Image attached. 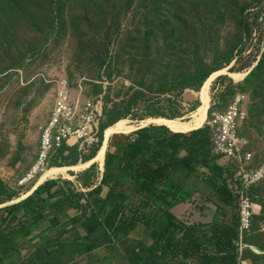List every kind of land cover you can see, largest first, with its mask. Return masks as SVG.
<instances>
[{"label": "rangeland", "instance_id": "374dc122", "mask_svg": "<svg viewBox=\"0 0 264 264\" xmlns=\"http://www.w3.org/2000/svg\"><path fill=\"white\" fill-rule=\"evenodd\" d=\"M221 70L225 74L210 86L209 109L214 104L223 108L236 94L247 97L243 132L257 163L264 165V0H0V238L7 242L1 246L0 241V250L12 246L14 224L5 225L11 215L7 206L23 198L42 173L18 185L35 163L41 130L61 87L79 107L102 100L100 148L104 126L116 114L136 130L150 119L189 121L200 106L193 77ZM232 74L246 77L239 81ZM133 133L111 135L105 155L120 151ZM70 143L45 169H79L40 185H57L49 191L45 213L58 201L64 204L62 213L49 212L53 231L42 233L54 238L40 239L32 251L57 238L73 239V224L91 213L86 196L110 171L95 163L91 189L84 188L81 178L92 166L81 165L96 148L89 152L74 146V139ZM207 154L206 166L192 175L179 174L174 183L181 195L197 193L208 202L203 211L184 210L180 204L172 211L177 221L207 225L212 218L227 221L233 214L205 186L209 179L221 183L218 175L227 186L233 168L210 146ZM252 196L258 207L243 262L263 264L264 182ZM140 235L138 229L132 238ZM119 252L113 246L102 248L93 261L101 257L102 264H118Z\"/></svg>", "mask_w": 264, "mask_h": 264}, {"label": "trees", "instance_id": "16d2710c", "mask_svg": "<svg viewBox=\"0 0 264 264\" xmlns=\"http://www.w3.org/2000/svg\"><path fill=\"white\" fill-rule=\"evenodd\" d=\"M211 75L198 72L193 77V88L198 91ZM119 120V115H113L104 128ZM99 146L85 162L97 157L102 145ZM209 146L207 128L189 135L172 134L166 128L155 126L134 132L120 151L105 155L104 168L110 171L104 173L98 187L89 186L95 165L81 178L82 186L91 189L86 196L91 213L89 218L73 224V239L57 238L47 242L36 250L28 264H74L110 246L120 251L117 259L121 264H145L153 257L161 264H239L246 251L240 257L236 245L240 228L238 207L221 175H218L221 183L209 179L205 186L219 204L232 209L233 214L227 221L215 222L212 218L207 225L193 224L177 221L172 212L180 204L194 211L205 208L207 199L197 193L181 195L171 176L180 171L192 175L199 167L206 166ZM65 148L59 150V156ZM232 176L233 172H228V177ZM56 186L52 182L40 186L32 196L9 206L7 211L11 215L6 227L9 229L22 208L25 209L22 221L27 229L41 225L45 220L44 206L50 199L49 191ZM63 204L58 201L48 211L62 213ZM223 216L226 219L225 214ZM138 229L140 237L132 238ZM11 234L21 236L17 229ZM3 240L5 238H0ZM4 241L1 246L7 244Z\"/></svg>", "mask_w": 264, "mask_h": 264}, {"label": "built area", "instance_id": "2783aa9c", "mask_svg": "<svg viewBox=\"0 0 264 264\" xmlns=\"http://www.w3.org/2000/svg\"><path fill=\"white\" fill-rule=\"evenodd\" d=\"M247 97L236 94L223 107L215 104L209 109L203 128L209 129L210 147L215 156L230 164L233 176L227 182V189L236 199L240 218L239 240L236 243L239 256L248 249L245 240L252 234L255 224V208L252 193L264 182V165L258 164L251 142L243 127L248 121ZM103 102L88 100L77 106L69 90L58 91L50 118L41 130L39 149L31 170L20 180L22 187L33 181L48 168L58 152L65 145L91 152L101 142L100 124L103 117ZM239 264H245L240 261ZM264 264V263H263Z\"/></svg>", "mask_w": 264, "mask_h": 264}, {"label": "bare ground", "instance_id": "6f19581e", "mask_svg": "<svg viewBox=\"0 0 264 264\" xmlns=\"http://www.w3.org/2000/svg\"><path fill=\"white\" fill-rule=\"evenodd\" d=\"M225 72L226 70H221L217 73H214L205 81L203 86L200 88V91L196 94V97H197V100L199 101L200 106L197 109V111L191 115V118L189 121L168 120V119H161V118L150 119V120L141 122L140 129L145 128L147 125H153L157 127L166 128L172 134H182V135H188L194 131H198L202 129L206 121V116H207V112H208L209 104H210V99H209L210 86L217 77L225 74ZM230 77H232L235 80L241 81L243 80L244 77H246V75L242 76V75L232 74L230 75ZM135 130H136L135 128L130 127L129 122L126 120H119L113 125L107 127L104 130V143L102 147L100 148V151L98 152L97 157L94 160L86 163L85 165H81V167L89 168L93 166L95 163H99L101 164V166L104 167V158H105V152L107 148V141L109 137L114 134L126 135V134H129L131 131H135ZM78 169L79 167L77 166H73L69 168L52 167L49 169H45L39 175L36 183L32 186L31 190L26 195L23 196V199L27 198L34 190H36L40 185H42L46 181L50 179H54L56 176L60 174H66L68 170L77 171Z\"/></svg>", "mask_w": 264, "mask_h": 264}, {"label": "crops", "instance_id": "0c3cea01", "mask_svg": "<svg viewBox=\"0 0 264 264\" xmlns=\"http://www.w3.org/2000/svg\"><path fill=\"white\" fill-rule=\"evenodd\" d=\"M185 172H176L175 174H173L171 176V180L174 182L176 180V178L179 176V174H184ZM33 195V194H32ZM26 198H21L20 200L18 199L17 201L11 202L9 206L12 205H16L19 202L25 200ZM16 202V203H15ZM182 205L177 206L173 211H178L177 208H181ZM188 208H184V210H187ZM24 208H22L19 213L15 216L16 220L13 221L11 224L16 227L13 226L14 229H17L19 231V233H21V236H14L12 237V246L9 247L8 249H5V252H3L2 250H0L1 254H2V258L0 259V264H28L27 260L32 259L35 251H32V247L31 245L38 242L40 239L41 240H45L46 238L52 239L54 238V234H51L49 237L43 236V232L44 234L50 231H53V228L51 227V218H50V213L47 212L44 214V222L41 225L38 226H32L31 228L27 229L26 224L22 221V216H23V212H24ZM12 217H13V213H12ZM9 217L6 220V223L9 221ZM57 220H60V216H57ZM5 223V225H6ZM10 224V225H11ZM51 227V228H49ZM49 228V229H48ZM39 231V233L37 232ZM41 231V232H40ZM46 239V240H47ZM100 251V250H98ZM98 251L94 252L93 254H91L90 256H88L87 258H84L82 261L74 263V264H102L101 262V257H98L100 262H94L93 260H95V258H97L98 256ZM27 254L26 258H23L25 255ZM93 261V262H92ZM118 261V259H117ZM119 262V261H118ZM118 264H121L120 262ZM145 264H161L158 260L157 257H153L148 259ZM246 264H251L250 262L246 263Z\"/></svg>", "mask_w": 264, "mask_h": 264}, {"label": "water", "instance_id": "95a60500", "mask_svg": "<svg viewBox=\"0 0 264 264\" xmlns=\"http://www.w3.org/2000/svg\"><path fill=\"white\" fill-rule=\"evenodd\" d=\"M138 130H141L140 128H138L137 130H135L134 132L138 131Z\"/></svg>", "mask_w": 264, "mask_h": 264}]
</instances>
